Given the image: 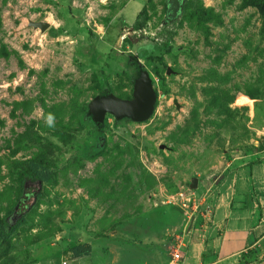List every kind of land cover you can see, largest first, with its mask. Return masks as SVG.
<instances>
[{
  "label": "rangeland",
  "instance_id": "1",
  "mask_svg": "<svg viewBox=\"0 0 264 264\" xmlns=\"http://www.w3.org/2000/svg\"><path fill=\"white\" fill-rule=\"evenodd\" d=\"M140 70L151 116L93 123L87 104L130 99ZM247 153L264 155V0H0V264H92L77 244L101 264L167 261L188 231L171 198L210 201Z\"/></svg>",
  "mask_w": 264,
  "mask_h": 264
},
{
  "label": "crops",
  "instance_id": "2",
  "mask_svg": "<svg viewBox=\"0 0 264 264\" xmlns=\"http://www.w3.org/2000/svg\"><path fill=\"white\" fill-rule=\"evenodd\" d=\"M255 157L247 153L224 165L223 174L210 193L211 220L203 227L190 226L178 262L170 258L145 262L264 264V194L259 193L264 191V155L255 153ZM90 248L87 259L101 264L93 245Z\"/></svg>",
  "mask_w": 264,
  "mask_h": 264
},
{
  "label": "water",
  "instance_id": "3",
  "mask_svg": "<svg viewBox=\"0 0 264 264\" xmlns=\"http://www.w3.org/2000/svg\"><path fill=\"white\" fill-rule=\"evenodd\" d=\"M28 26L43 32L48 24L45 22H28ZM155 92L151 80L145 71H138L132 83L130 99H120L112 94L94 97L86 106V113L95 124L103 121L104 115L109 114L114 119H128L135 123L146 121L152 114L155 103ZM196 186V180H193ZM32 204L28 202V206Z\"/></svg>",
  "mask_w": 264,
  "mask_h": 264
},
{
  "label": "built area",
  "instance_id": "4",
  "mask_svg": "<svg viewBox=\"0 0 264 264\" xmlns=\"http://www.w3.org/2000/svg\"><path fill=\"white\" fill-rule=\"evenodd\" d=\"M171 202L172 205L183 212L188 229L196 220L200 227L206 226L211 220L212 206L205 195H195L193 191L185 190V192H179L172 197ZM181 234L169 236L170 238L166 242V250L173 262H178L181 259V252L185 246V235L181 236Z\"/></svg>",
  "mask_w": 264,
  "mask_h": 264
},
{
  "label": "trees",
  "instance_id": "5",
  "mask_svg": "<svg viewBox=\"0 0 264 264\" xmlns=\"http://www.w3.org/2000/svg\"><path fill=\"white\" fill-rule=\"evenodd\" d=\"M142 15H143V12L141 10L138 12V14L136 15L133 21V25H132L133 28L137 30L142 28V25H143ZM147 65L150 67L151 62L147 61ZM27 168L31 176L30 179L38 183L46 181L50 175L48 171L44 169H39L33 163H29ZM21 182H23V180ZM22 221H23L22 218H19L18 220H16L13 225L8 227L9 232H13L18 227V225L22 223ZM90 251H91V248L88 244H77L70 248L69 253L72 259H80V258H88L90 255Z\"/></svg>",
  "mask_w": 264,
  "mask_h": 264
},
{
  "label": "clouds",
  "instance_id": "6",
  "mask_svg": "<svg viewBox=\"0 0 264 264\" xmlns=\"http://www.w3.org/2000/svg\"><path fill=\"white\" fill-rule=\"evenodd\" d=\"M51 120H52V117H51V115L48 117V121H49V123L51 122Z\"/></svg>",
  "mask_w": 264,
  "mask_h": 264
}]
</instances>
